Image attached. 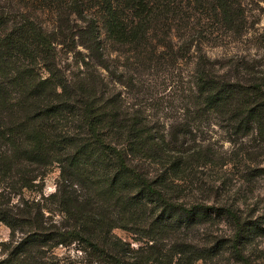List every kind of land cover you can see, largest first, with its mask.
<instances>
[{"label":"trees","instance_id":"1","mask_svg":"<svg viewBox=\"0 0 264 264\" xmlns=\"http://www.w3.org/2000/svg\"><path fill=\"white\" fill-rule=\"evenodd\" d=\"M250 4L264 11V0H0V264H264V217L218 176L262 171L264 26ZM232 43L220 58L204 49ZM64 47H78L76 71ZM190 60L187 87L149 116L148 76L181 85ZM209 126L227 149L200 135Z\"/></svg>","mask_w":264,"mask_h":264},{"label":"rangeland","instance_id":"2","mask_svg":"<svg viewBox=\"0 0 264 264\" xmlns=\"http://www.w3.org/2000/svg\"><path fill=\"white\" fill-rule=\"evenodd\" d=\"M248 7L252 8L249 12L250 19L257 22L254 27L261 29L264 26V11L259 10V7L254 4H250ZM238 47L239 45L232 43L231 46L221 44V46L218 47L206 46L204 49L206 54L211 57V59H215L220 58L226 53H233L238 49ZM77 51L78 47L70 52H68L66 47L62 48V51H59L58 54L61 65L66 69L76 71V67L74 66L76 62L74 63L73 61L75 57L78 56L76 53ZM192 66L193 63L191 60L181 64L179 68L181 70L180 76L182 78L181 85L176 84L177 79L174 76L175 74L148 76V84L145 90H143L144 95L141 98V104L147 109L149 116L154 115L155 117H153L156 118L159 117L157 115H163L160 111L165 105L171 104L170 102L173 98L172 96L176 94V90H179L181 87L186 88L189 84ZM200 135L205 137L210 144H215V148L218 152H220L221 149L225 150L229 147L228 142H223V136L221 135V131L218 127L209 126L207 129H203V132L200 133ZM258 167L262 171L254 173V177L250 180L244 179L241 172L236 171L235 167L230 164L225 165L218 171L219 177L223 176V178H226L225 182L227 194L230 195L231 193H236L235 197L239 198V205L241 209L246 210L248 214H253L254 218L256 216L259 218L264 217V155L260 158ZM206 173L207 175H210V173L213 172L208 169L206 170ZM211 175L213 177L217 176V174L214 175V173ZM57 177L58 171L56 169H53L50 173H48L43 189L45 194L54 190ZM229 189L230 191H228ZM31 194L33 193L25 192L24 196L28 197ZM13 199L15 202L17 197ZM113 232L118 236L126 237L125 232L120 229H115ZM8 239L9 230L3 223L0 222V243L5 242ZM256 245L259 250L264 252V236L256 242Z\"/></svg>","mask_w":264,"mask_h":264}]
</instances>
